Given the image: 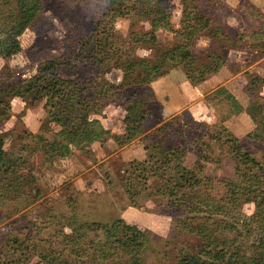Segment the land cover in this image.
Returning a JSON list of instances; mask_svg holds the SVG:
<instances>
[{
    "label": "rangeland",
    "instance_id": "obj_1",
    "mask_svg": "<svg viewBox=\"0 0 264 264\" xmlns=\"http://www.w3.org/2000/svg\"><path fill=\"white\" fill-rule=\"evenodd\" d=\"M34 1L38 2L39 9L20 35L0 33V69L8 68L6 71L4 69L3 74L6 75L2 76L1 81L17 84L26 80L36 73L40 63L51 58L64 62L57 69L62 78L91 81L94 78L93 68L83 65L86 61H80L81 57L84 58V52L79 46L93 39L103 1ZM193 3L198 4L204 16L212 22L209 31L199 36L191 46L198 61H208V54L213 52L224 56L225 49L232 45L247 51L254 49V30L261 21L255 18L258 13L250 0H193ZM183 10L182 0H168V12L174 28L179 27ZM148 26L147 21L133 16L119 17L113 22L115 31L123 36H129L131 31L146 30ZM261 26L264 37V25ZM157 36L162 49L167 50L174 45L173 33L159 30ZM136 53L151 56V51L143 47H137ZM177 68L181 69L179 66ZM120 76L121 71L117 68L106 73V78L115 83L119 82ZM249 76L251 93L256 101L251 107L254 127L241 135L243 149L240 152L225 141L227 133L224 131L218 138L209 139L207 134L212 130L200 126L199 123L206 122L198 114L193 117L186 107L170 115L163 114L160 103L155 100L156 91L150 90L151 82L141 87L151 104L144 134L153 139L157 136L162 148L185 147V154L178 161L180 166L190 170L196 164H202L203 171L199 175L204 179L200 191L213 197L225 193L227 180L243 183L251 171H260L250 158L264 166V104H261L264 98L257 97L260 84L253 79L255 75ZM86 85L90 86L86 94L95 97L93 83ZM216 90L215 95L205 96L206 102L214 104V110L218 113V118L207 124L213 125V130L221 131L225 127L222 119L228 114L224 99L233 106L225 98L223 89V93H216ZM181 92L185 94V90ZM189 92L194 95L193 98L198 96L194 88H190ZM219 95L221 99H218ZM113 100L100 113L90 114V118H98L111 134L117 136L124 134L126 112L123 97ZM44 102L45 98L32 103L20 96L10 97L11 114L0 122L3 150L9 153L19 151L21 139L31 138L28 132L51 137L52 132L59 129L47 120ZM108 115L114 118L111 125L108 120L112 118L105 119L106 122L103 119ZM176 115L177 119L168 127L159 129ZM179 128L182 129L180 134L175 131ZM144 134L132 139L136 142L125 149L122 147L132 140L118 145L113 137L103 144L94 142L79 149L72 148L69 153L62 150L61 155L56 151L52 156H45L41 149L29 154L28 149H22L21 154L25 159L22 164L26 163L22 173L28 181L25 194L5 196L0 193V264H46L41 252L49 246L57 249L71 264H132L136 246L140 247L139 254L144 264H175L181 248L199 252L203 256L207 252L213 256L215 251H220L218 257H223L240 242H258L256 223H250L251 232L247 231L248 234L244 227L252 222L250 216L255 210L253 202L241 203L227 211L225 216L182 213L181 209L176 212V208L168 202V196L164 197L156 190V178L148 181L146 189L138 185L133 188L134 200L129 201L121 187L124 165L132 160L145 159L144 143L148 140L144 139ZM202 134L204 137L198 139L204 140V143L195 140L196 136ZM197 151L206 155L207 161L198 160ZM139 154H142L141 158ZM181 171L172 170L169 175L175 177ZM191 199L192 193H189L187 200ZM119 219L140 229L145 239L134 236L135 233L129 230L131 245L128 247L124 243L127 238L122 235L124 228L120 224L116 225L115 234L106 232V227L116 224ZM78 233L82 235L76 239ZM200 233L209 235L204 240ZM67 236L82 245L83 250L78 257L71 252L72 243Z\"/></svg>",
    "mask_w": 264,
    "mask_h": 264
},
{
    "label": "trees",
    "instance_id": "obj_2",
    "mask_svg": "<svg viewBox=\"0 0 264 264\" xmlns=\"http://www.w3.org/2000/svg\"><path fill=\"white\" fill-rule=\"evenodd\" d=\"M102 1L103 10L96 20L93 39L79 46V49L84 52L82 55L84 58L81 57L80 61L83 63L86 61L83 65L93 68L94 78L91 81L62 78L57 69L64 62L55 58L40 63L35 74L17 84L11 81H1L2 76L6 75L3 74L4 69L6 71L8 68L0 69V122L11 114L10 97L20 96L32 103L45 98L43 107L47 120L59 127L56 132H52L51 137L28 132L30 140L23 137L19 151L12 153L3 150L0 141L1 194L5 196L25 194L28 181L22 173L26 165V163L22 164L25 160L21 154L22 149H28L29 154L41 149L45 156H52L56 151L61 155L62 150L69 153L72 148L79 149L94 142L103 144L111 137L115 138L118 145H123L146 131L145 121L151 111V104L141 91L142 86H147L162 74L178 66L183 69L192 85H198L208 76L218 72L226 61L225 55L221 56L213 52V54H208V61L200 62L196 54L192 52L191 46L197 38L207 33L212 26L211 20L204 16L198 4H194L193 0H182L184 10L178 28L173 27L171 15L168 12V0ZM37 4L38 2L34 0H12V2L11 0H0V33L9 32L13 36L20 35L36 16L35 11L39 9ZM254 10L258 13L255 16L261 20L258 27V30H261L263 27L261 25H264V16L258 9L254 8ZM126 16L140 17L147 21L149 26L146 30L131 31L129 36H123L115 31L113 22L119 17ZM159 30L173 33L174 45L171 48L164 50L158 45ZM137 47L150 50L151 56L137 54ZM231 48L235 46L232 45ZM113 68L121 71L120 80L116 83L106 78V73ZM253 79L259 81L260 85L264 83V78L259 76H254ZM90 82L93 83L92 89L95 95L93 98L86 94L87 87H90L86 84ZM248 83L251 91L252 82ZM222 89H217L216 93H223L224 89ZM224 92L226 93L225 90ZM256 94L258 98H261L258 91ZM120 97L124 98L125 128L124 134L114 136L98 118H90V114L100 113L107 104L114 102L113 98L119 99ZM225 98L234 109L237 108L236 100L231 94L226 93ZM254 103L256 101L252 99L248 106L252 119L254 115L251 107ZM177 117V115L173 116L159 126V129L168 127ZM199 125L212 130V133L207 134L209 139L218 138L220 133L226 132L225 141L231 143L238 152L242 151L243 144L240 138L229 132L227 128L222 127L221 131H216L213 130V125L204 122ZM179 126L182 127V125ZM181 130L179 128L175 131L180 134ZM143 137L148 140L144 143L145 159L132 160L124 165L121 187L129 201L134 200L133 188L138 185L146 189L148 181L156 178L158 179L156 190H159L164 197L168 196V202L176 208V212L181 209L182 213L225 216L227 211L229 212L241 203H254L255 210L250 216L252 222L244 227H246L245 232H251L250 223H256L259 229L258 242L252 241L250 244L240 242L232 246L226 255H222L223 257H218L220 251H215L213 256L210 252L206 253L208 256H203L199 252L181 248L175 264H264V166L256 159L250 158L251 163L260 171H251L243 183L227 180L224 184L225 193L220 197H213L200 191L204 179L199 175L203 171L202 164H196L190 170L180 166L178 161L185 154V147H182V150L180 147L172 146L162 148L157 136L153 139L150 135L144 134ZM203 137L204 134L196 136L195 140ZM199 142L204 143V140H199ZM244 154L248 157L247 153L244 152ZM207 159L206 155L198 152V160L207 161ZM178 169L182 171L175 177L169 175L170 171ZM189 193H192L190 201L187 200ZM117 224L124 228L122 235L127 238L124 243L128 247L131 245L129 230L135 233L134 236L145 239L140 229L120 219L116 224H109L106 232H110L111 235L115 234ZM72 229L76 231L75 228ZM209 233L206 236L203 233L199 235L205 240ZM81 235L78 233L76 239L81 238ZM67 238L72 243L71 252L73 251L78 257L82 253V245L77 244L72 237L67 236ZM139 248L135 247L132 264H144ZM41 255L46 264H71L52 246L41 252Z\"/></svg>",
    "mask_w": 264,
    "mask_h": 264
},
{
    "label": "crops",
    "instance_id": "obj_3",
    "mask_svg": "<svg viewBox=\"0 0 264 264\" xmlns=\"http://www.w3.org/2000/svg\"><path fill=\"white\" fill-rule=\"evenodd\" d=\"M250 3L264 16V0H250ZM262 32V29L254 30V40L256 41L254 45L256 44V46L252 50L247 51L239 47L225 49V63L218 72L208 76L198 85H192L186 78L183 69L177 67L152 81L149 87L151 91H156L155 100L157 99L160 103L163 114L170 115L178 109L186 107L193 117L198 114L199 118L210 123L218 118V113L214 110V104L206 102L205 96L206 94L215 95L214 91L221 87L234 97L237 107L236 109L232 108L224 99L228 114L226 118L221 119L225 128L238 138L252 130L254 121L248 112V106L252 102L253 95L248 82L250 74L264 78V37ZM260 48L261 51H258ZM190 88L196 90L198 95L196 98H193L194 95L189 92ZM258 89V95L264 98V83ZM182 90H185V94L181 92ZM221 97L219 95L218 99ZM103 119H111L108 120L110 125L114 121L111 116L103 117ZM101 123L105 125L104 122L101 121ZM134 142L136 141L128 142L122 149L132 146ZM141 156L142 154H139L138 157L141 158Z\"/></svg>",
    "mask_w": 264,
    "mask_h": 264
}]
</instances>
